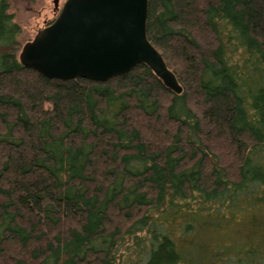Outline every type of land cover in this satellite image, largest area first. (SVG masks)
<instances>
[{"label":"trees","instance_id":"16d2710c","mask_svg":"<svg viewBox=\"0 0 264 264\" xmlns=\"http://www.w3.org/2000/svg\"><path fill=\"white\" fill-rule=\"evenodd\" d=\"M0 0V264H264V0H149L145 66L19 62Z\"/></svg>","mask_w":264,"mask_h":264},{"label":"water","instance_id":"95a60500","mask_svg":"<svg viewBox=\"0 0 264 264\" xmlns=\"http://www.w3.org/2000/svg\"><path fill=\"white\" fill-rule=\"evenodd\" d=\"M148 15L149 0H67L55 20L23 46L19 62L63 82H108L145 66L181 95L176 75L148 39Z\"/></svg>","mask_w":264,"mask_h":264},{"label":"rangeland","instance_id":"374dc122","mask_svg":"<svg viewBox=\"0 0 264 264\" xmlns=\"http://www.w3.org/2000/svg\"><path fill=\"white\" fill-rule=\"evenodd\" d=\"M11 13L15 15V22L21 27L22 34L20 42L23 46L31 42L37 32L51 22L59 14L63 4L67 0H9ZM21 51V50H20Z\"/></svg>","mask_w":264,"mask_h":264}]
</instances>
